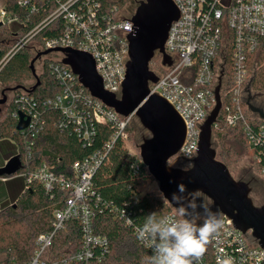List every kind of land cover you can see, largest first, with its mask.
Segmentation results:
<instances>
[{"label": "built area", "instance_id": "1", "mask_svg": "<svg viewBox=\"0 0 264 264\" xmlns=\"http://www.w3.org/2000/svg\"><path fill=\"white\" fill-rule=\"evenodd\" d=\"M25 1L18 0L19 3ZM51 1L49 12L38 23L25 33L15 32L12 35L15 39L9 42L7 49L1 50L0 47V69L16 51L31 43L44 26L59 22L52 36L36 44L34 53L54 47H69L89 53L103 88L120 97L128 60L127 35L132 31V14L126 12L120 0ZM172 1L178 9V17L170 24L164 43V52L170 62L162 64L161 54H158L160 63L151 66L149 63L156 80L148 82L149 94H157L172 103L185 121L183 144L169 161L174 163V167L183 165L186 168L191 164L197 151L200 125L215 105L217 85L220 86L221 108L225 102L227 125L235 127L240 123L250 144L264 151V124L254 128L249 123L252 118H247L249 113H244L247 109L245 102L238 100L239 90L251 73L249 62L256 49L264 47V0ZM36 10L32 2L29 13ZM13 21L20 22L16 15H10L4 5H0V25ZM51 52H58L60 56L52 58ZM44 55L49 57L47 69L57 90L39 101L32 93L18 88L19 91L10 99L15 103L11 116L18 120V112H22L28 118L23 129H15L23 146V163L28 165L31 161V149L43 130L44 111L57 110L59 119L55 122L56 127L76 135L82 145L91 143L96 124H109L112 131L100 148L75 160L68 173L56 172L52 163L41 161L33 169L11 174L23 175L27 183L39 182L50 197L55 189L66 194L62 206L52 212L51 228L36 235L33 254L24 264L100 262L109 251V241L104 234L94 231V210L89 200L91 178L114 141L129 139L127 127L136 120V116L134 111L121 115L93 97L70 66L61 62V52L50 51ZM16 155L19 156V151ZM133 168L137 171L138 164L134 163ZM261 170L264 171V166ZM142 193V190L133 191L131 200L138 201ZM119 211L124 223H130L125 210ZM173 213L174 208L166 215ZM68 220L79 224L80 245L73 252L55 253L52 250L54 236ZM135 229L139 228L136 226ZM140 241L152 251L149 241ZM209 245L211 264H217L218 258L224 257H230L233 264H264V248L236 229L225 215H222V227ZM199 264H208L205 255Z\"/></svg>", "mask_w": 264, "mask_h": 264}, {"label": "trees", "instance_id": "2", "mask_svg": "<svg viewBox=\"0 0 264 264\" xmlns=\"http://www.w3.org/2000/svg\"><path fill=\"white\" fill-rule=\"evenodd\" d=\"M35 3V13H29V8ZM124 0H120L123 4ZM51 0H26L19 3L18 0H4V7L10 15H16L20 22L13 21L11 24L0 25V31L13 35L15 32L22 34L38 23L48 12ZM59 22H50L44 26L33 38L32 43L39 44L45 37L52 36ZM9 42H0L1 50L8 48ZM28 46V45H27ZM16 51L13 56L0 69V87L10 88L12 86H23L25 81L32 77L29 68V61L34 56L28 47ZM49 59L45 58L42 63V70L38 74L40 83L32 92L36 99L42 100L51 96L57 86L48 72ZM152 61V60H151ZM151 64V62H150ZM250 89L261 94L264 92V47L249 62ZM35 82V81H34ZM18 88L14 90L16 93ZM224 101L218 113L217 121L212 126V131L217 130V138L220 142V149L216 152V158L226 166L237 151L231 143L232 139L239 140L244 137L242 126L238 123L230 127L226 123V112ZM244 107V104H242ZM7 116L0 126V140L13 138L19 146V166L13 173L33 169L41 161L54 165L56 172L68 173L71 164L83 156L92 153L100 148L108 139L112 128L109 124H96L94 137L90 144L82 145L79 138L68 131H60L55 122L59 119L57 110L43 112L44 126L41 133L36 137L35 144L31 149V161L28 165L23 163L22 142L15 131L16 118L11 116L15 109L14 101L6 104ZM249 123L257 128L264 124V121L257 116H252ZM129 139L131 138L132 126L127 127ZM128 139V140H129ZM0 142V149L4 146ZM260 167L264 166V151L258 146H253ZM15 155V154H14ZM11 157L7 155L0 162V177H7V170L4 167L6 160ZM137 163L139 168L134 170L133 164ZM152 176L143 165L137 152L129 151L125 141L116 139L108 150L105 157L93 173L92 193L90 203L94 210L93 227L94 231L104 234L109 241V251L100 262L91 261L89 264H144L152 251L143 246L138 238L135 227L142 228L146 222V216L156 212L158 217L165 216L172 211V207L165 201L157 190L143 192L138 201L131 200V193L135 190H142V187L152 180ZM0 180V251L7 252V264L27 262L34 249V239L40 232L51 228L53 210L62 206L65 193L55 189L53 196L46 194L39 182L27 183L23 190L10 200L11 194L4 189V182ZM199 203V202H198ZM120 209H124L131 219L130 223H124L121 218ZM216 212V211H214ZM80 245V227L77 221L68 220L64 227L56 232L52 250L55 253L63 254L66 250L73 252ZM208 264L213 263L210 245L204 254Z\"/></svg>", "mask_w": 264, "mask_h": 264}, {"label": "water", "instance_id": "3", "mask_svg": "<svg viewBox=\"0 0 264 264\" xmlns=\"http://www.w3.org/2000/svg\"><path fill=\"white\" fill-rule=\"evenodd\" d=\"M177 17L178 9L172 0L137 1L130 17L132 31L127 35L128 60L120 97L103 88L89 53L69 47H54L36 52L29 61L31 75L35 80L33 84L29 87L16 85L1 89L0 111L6 103L7 90L23 88L32 93L37 88L40 78L35 71L34 62L41 55L50 51L61 52V62L70 66L93 97L121 115L126 116L134 111L141 126L150 133L138 144V155L156 181L157 190L172 208V193L177 191L179 183L185 184L189 192L199 189L216 212L230 218L236 229L264 248V203L254 204L249 195L248 182L235 179L228 167L216 158L215 145L211 140L212 126L216 123L221 108L219 85L215 86V105L200 125L197 151L191 164L180 168L168 163L183 144L185 121L172 103L157 94H149L148 82L156 80L149 63L153 57L161 54V63L169 64L164 43L170 24ZM260 48L261 46L256 49L254 57ZM250 77L240 88L238 100L245 102L247 109L244 113H249L247 118L257 116L264 121V108L259 106V103L264 102V92L257 94V103L254 104L253 94L257 92L250 89ZM27 123L28 118L18 112L15 129H23ZM19 164L18 156L15 155L6 160L3 168L7 173H13Z\"/></svg>", "mask_w": 264, "mask_h": 264}, {"label": "clouds", "instance_id": "4", "mask_svg": "<svg viewBox=\"0 0 264 264\" xmlns=\"http://www.w3.org/2000/svg\"><path fill=\"white\" fill-rule=\"evenodd\" d=\"M170 203L173 215L158 217L153 212L137 230L138 238L149 241L152 249L144 264H199L222 227V213L212 211L199 189L189 192L183 183L177 185ZM217 264H233V260L218 258Z\"/></svg>", "mask_w": 264, "mask_h": 264}, {"label": "rangeland", "instance_id": "5", "mask_svg": "<svg viewBox=\"0 0 264 264\" xmlns=\"http://www.w3.org/2000/svg\"><path fill=\"white\" fill-rule=\"evenodd\" d=\"M137 1L138 0H124L123 5H124V9L127 11L128 14H132L134 12V9L137 5ZM0 5H4V0H0ZM132 10V12H131ZM11 24V22H9L7 25ZM15 36H12L11 34H7L5 32H1L0 31V41L1 40H5L6 42H12L14 41ZM28 49L34 53L35 49V43H29L28 44ZM35 54V53H34ZM52 58L60 56V54L58 52H51L49 54ZM45 57V55H43L41 58L37 59L34 62V68L36 73H40L42 70V63H43V58ZM45 58H49L48 56H46ZM160 63V59L158 58V56L153 57L151 63ZM153 65V64H151ZM150 65V66H151ZM34 78L31 77L30 79L25 81V85H31L34 83ZM1 88L0 87V91ZM6 96H7V100L6 103L1 107V111H0V126L2 121L5 119V117L7 116V112H6V104L10 101L11 97L13 96V94H15L14 90H7L6 92ZM132 131H131V138L129 140L125 141V145L126 147L129 149V151H135L138 153V144L143 140V138L148 137L150 135V133L141 126V124L139 123L138 119L136 118V120L132 121ZM217 134V130L212 131V135H211V140L215 145V149L216 152L220 149V142L219 139L216 136ZM246 136V135H245ZM247 138V136H246ZM4 141V146L0 149V162L7 156H12L14 154H17L19 151V146L17 144V141H15V139L13 138H5V140H0ZM231 143L234 147V151H237L236 154H234L233 158L231 159V161L228 164V169L231 173V175L235 178V179H242L240 177H253L255 178V183H253L252 185H250L251 188V192H250V197L252 199V201L254 202V204L259 205L264 203V171L261 170V167L258 164V159L256 157V153L253 149V146L250 144V142L248 141V139H245L244 137L240 136L239 140L236 139H232ZM32 155V151L31 154ZM172 163V164H171ZM169 164L171 166L174 165V163L172 161H169ZM6 179H8L7 182H4V192L6 190V192L8 194H11V197L9 198L10 200H13L15 196H17L16 194H18L19 192H21L23 190V187L25 186V178L23 177V175L20 174H16V175H11L6 177ZM243 180V179H242ZM148 190H157V183L155 180H149L148 183H146V185H144L142 187V191H148ZM158 191V190H157ZM207 202H210L207 199ZM210 208L212 209V211L214 212L215 209L214 207L211 205V203H209ZM9 256H7V252L2 250L0 251V264H7V259Z\"/></svg>", "mask_w": 264, "mask_h": 264}, {"label": "flooded vegetation", "instance_id": "6", "mask_svg": "<svg viewBox=\"0 0 264 264\" xmlns=\"http://www.w3.org/2000/svg\"><path fill=\"white\" fill-rule=\"evenodd\" d=\"M127 12V11H126ZM131 12H132V10H131ZM151 64H154L153 62L151 63ZM150 64V65H151ZM256 97H257V95H256V93H254L253 94V99H252V101L254 102V104L255 103H257V101H256ZM259 103V102H258ZM257 105V104H256ZM259 106H261V107H263L264 108V102L263 103H259ZM169 163V162H168ZM172 164V163H171ZM177 167H180V168H185V166H183V165H177ZM240 178H242L244 181H247L248 182V184H249V187H250V185H252L253 183H255V178H253V177H240ZM250 192H251V188H250ZM203 197H204V199H205V202H207V198L203 195ZM199 202V201H198Z\"/></svg>", "mask_w": 264, "mask_h": 264}, {"label": "crops", "instance_id": "7", "mask_svg": "<svg viewBox=\"0 0 264 264\" xmlns=\"http://www.w3.org/2000/svg\"><path fill=\"white\" fill-rule=\"evenodd\" d=\"M15 155H16V154H15ZM15 155H12V156H15ZM12 156H11V157H12ZM9 158H10V157H9ZM9 158H8V159H9ZM11 174H12V173H7V175H9V176H11ZM7 177H8V176H7ZM0 180H1V181H5V180H7V179H6V177H0Z\"/></svg>", "mask_w": 264, "mask_h": 264}]
</instances>
